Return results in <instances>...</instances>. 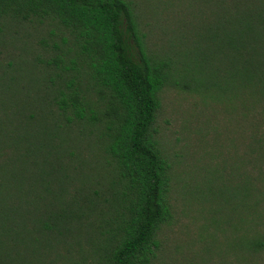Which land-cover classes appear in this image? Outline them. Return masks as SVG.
<instances>
[{
  "label": "trees",
  "instance_id": "1",
  "mask_svg": "<svg viewBox=\"0 0 264 264\" xmlns=\"http://www.w3.org/2000/svg\"><path fill=\"white\" fill-rule=\"evenodd\" d=\"M5 22L46 25L36 55L51 57L0 63L2 88L40 92L0 109V167L18 178H0V264L35 263L19 255L29 233L38 263L157 264L171 212L155 123L172 84L228 123L219 164L187 170V201L209 205L218 254L264 264V0H0ZM168 22L187 35L167 39Z\"/></svg>",
  "mask_w": 264,
  "mask_h": 264
},
{
  "label": "rangeland",
  "instance_id": "2",
  "mask_svg": "<svg viewBox=\"0 0 264 264\" xmlns=\"http://www.w3.org/2000/svg\"><path fill=\"white\" fill-rule=\"evenodd\" d=\"M171 22L163 25L165 31H169L167 39L172 37L173 31L187 35V26L176 29L178 26ZM47 29L46 25L27 23V25L15 26L8 22L0 23V63L5 67L4 69L9 67L8 63L13 67L22 59L35 63L36 56L42 59L51 57V55H36L37 52L42 53L37 46V40L49 37L46 33ZM158 37L160 36L157 33ZM172 38L176 40V37ZM38 63L34 65V70L39 79L42 78L40 88L43 90L47 84V80H44V77H47L44 72L46 69L41 70L42 65ZM185 72L187 77V71ZM5 83L9 86L20 85L19 82L5 81ZM172 85L167 86L161 93V107L155 123L162 154L170 166L167 200L171 218L161 225L157 232L159 248L155 251L154 260L157 264H235L232 256L218 254L216 243L207 237V233L210 232L217 240L220 238L215 228L209 224V220L205 219L207 213H199L209 205L204 204L205 206L201 207L202 205L187 201V170L189 169L190 173L200 179L203 175L200 171L202 167L218 165L224 157L223 154H226L228 123L225 114L220 108L208 107L191 98L187 95V89ZM12 88L11 90L0 86L1 111L15 107L13 105L15 100H19V104H23L24 101L25 110L28 111L39 105L36 102L40 93L37 87L31 85L24 90L19 87ZM17 107L24 109L22 105ZM9 121H13V118ZM9 121L0 123V127L8 124ZM11 151L13 153L16 149H8V155ZM5 169L7 174L3 172ZM1 177H6L7 182L11 184L15 183L13 180L18 179L12 176L9 168L3 166L0 167ZM29 186H31L29 194H37L38 187L34 184ZM25 245V249L19 250L20 257L25 255L28 262L37 264L40 258L31 252L34 250V245L30 243V233L27 234ZM3 252L8 258L9 247L2 249ZM30 253L35 254V258L32 259Z\"/></svg>",
  "mask_w": 264,
  "mask_h": 264
}]
</instances>
